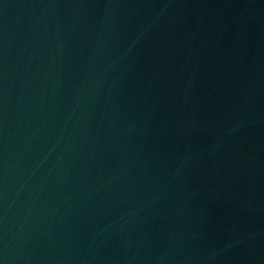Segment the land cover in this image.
<instances>
[{
	"label": "water",
	"instance_id": "1",
	"mask_svg": "<svg viewBox=\"0 0 264 264\" xmlns=\"http://www.w3.org/2000/svg\"><path fill=\"white\" fill-rule=\"evenodd\" d=\"M0 264H264V0H0Z\"/></svg>",
	"mask_w": 264,
	"mask_h": 264
}]
</instances>
